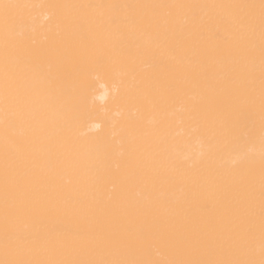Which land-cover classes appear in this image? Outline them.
Wrapping results in <instances>:
<instances>
[{
  "label": "bare ground",
  "instance_id": "obj_1",
  "mask_svg": "<svg viewBox=\"0 0 264 264\" xmlns=\"http://www.w3.org/2000/svg\"><path fill=\"white\" fill-rule=\"evenodd\" d=\"M260 3L0 0V261L229 259L249 243L259 258ZM4 4L39 7L10 10L6 37ZM174 5L196 7H160ZM249 17L251 83L246 73L232 79L247 55ZM86 57L110 70L87 73L69 116L62 94ZM214 120H230L232 131L215 132ZM6 159L10 185H20L7 205ZM249 186L254 242L225 227L249 219ZM186 239L196 246L180 245Z\"/></svg>",
  "mask_w": 264,
  "mask_h": 264
},
{
  "label": "snow or ice",
  "instance_id": "obj_2",
  "mask_svg": "<svg viewBox=\"0 0 264 264\" xmlns=\"http://www.w3.org/2000/svg\"><path fill=\"white\" fill-rule=\"evenodd\" d=\"M33 7H39L38 5L30 4H4L3 8V20L5 26V35L7 37L8 25L11 19L10 10H19L23 11ZM49 8H77V7H86L83 5H47ZM160 7H196V6H186V5H174V6H160ZM229 7H238V8H254L255 5H232ZM260 8V18H259V63H260V104H261V139L264 142V0H261L259 5ZM247 26L249 31V42L247 45V55L242 57L241 67L232 79H237L241 73H246L248 77V82L251 83L254 80V74L256 71V62H255V51L256 44L254 40L255 36V18L249 17L247 20ZM8 56L9 50L7 46V40L5 42V72H4V93L3 100L5 105V115L7 123L8 115V105L11 98V83L9 78V68H8ZM95 68L97 71H109L110 68L106 65L104 59L100 57H86L82 59L79 63L74 65V72L77 76V83L74 86V89H66L63 92V101L62 106L67 115L79 107L80 103L83 101L88 84H87V73ZM123 83V81H121ZM119 91V89H118ZM233 124L230 120H214L213 121V130L220 134H227L232 131ZM51 164V161L49 162ZM20 190V185H10L9 183V172L7 159L5 163V198L7 205V197L10 191ZM259 201H260V227H259V258H256V249L254 243H249L247 250L244 252L243 256H236L234 258L223 259H182V260H166V261H153L147 259H107V260H71V261H33V260H15V261H0V264H264V161L261 165L260 173V192H259ZM255 202V192L254 189L249 186L245 200L242 202L243 215L249 219L245 223L243 220L240 223H235L229 221L226 228L230 231H235L236 229H243L249 236L250 241L255 240V230L254 223L251 220V217L255 214L254 209ZM7 214V207H6ZM180 245L188 248H194L196 245L191 240H183L179 242ZM203 245V241L200 242ZM211 247V243L208 245Z\"/></svg>",
  "mask_w": 264,
  "mask_h": 264
}]
</instances>
